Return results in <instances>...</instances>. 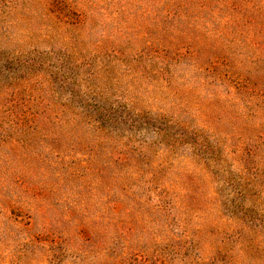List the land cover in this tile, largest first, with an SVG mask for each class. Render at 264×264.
Returning <instances> with one entry per match:
<instances>
[{
	"label": "rangeland",
	"instance_id": "374dc122",
	"mask_svg": "<svg viewBox=\"0 0 264 264\" xmlns=\"http://www.w3.org/2000/svg\"><path fill=\"white\" fill-rule=\"evenodd\" d=\"M0 264H264V0H0Z\"/></svg>",
	"mask_w": 264,
	"mask_h": 264
}]
</instances>
